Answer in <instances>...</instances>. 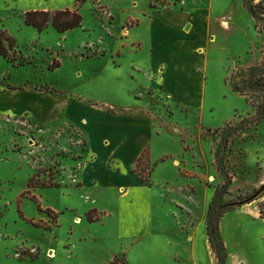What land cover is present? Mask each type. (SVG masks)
Returning a JSON list of instances; mask_svg holds the SVG:
<instances>
[{
	"label": "rangeland",
	"instance_id": "1",
	"mask_svg": "<svg viewBox=\"0 0 264 264\" xmlns=\"http://www.w3.org/2000/svg\"><path fill=\"white\" fill-rule=\"evenodd\" d=\"M248 3L254 15L243 0H0L23 63L0 57V264H102L138 183L150 264H221L219 192L224 264H264V0ZM68 9L83 21L66 33L24 21ZM164 22L181 58L153 68Z\"/></svg>",
	"mask_w": 264,
	"mask_h": 264
},
{
	"label": "crops",
	"instance_id": "2",
	"mask_svg": "<svg viewBox=\"0 0 264 264\" xmlns=\"http://www.w3.org/2000/svg\"><path fill=\"white\" fill-rule=\"evenodd\" d=\"M168 11L155 12L160 14L161 12L167 13ZM165 23L166 22L158 23V25L155 27V29H157L158 35L154 40L156 42L151 51V62L153 68L161 64H165L167 66L168 64L173 65L176 62L179 64V59L181 58L180 53L178 52L180 50V46L174 40L169 44H164L162 42V40L167 36L173 35L171 27ZM150 187L151 186L142 185L139 183L133 184L129 187H125V190L121 193V208L119 209V214H121V222L118 223L116 228V231L119 234V239L116 242L117 248L116 246L115 250L112 248V252L107 257L106 261L101 259L102 264H109V262L111 264L116 258H120V255L127 259L128 264L153 263V260L150 257L143 255L144 253L148 252L144 250L143 244L139 242L144 239L146 228H151L152 226V222H147L148 219L150 220L148 216L150 200L145 198V196L149 194ZM135 196H137V198L134 199ZM133 220L137 222H133ZM183 229L186 232V229ZM123 238L132 240L133 244L137 247L134 248V253L137 256L136 258L130 257L128 252L123 249ZM181 248L182 247L179 244H176L174 247V258H178V263L180 262L181 258L182 260L184 258V253ZM108 250L110 251V249Z\"/></svg>",
	"mask_w": 264,
	"mask_h": 264
},
{
	"label": "trees",
	"instance_id": "3",
	"mask_svg": "<svg viewBox=\"0 0 264 264\" xmlns=\"http://www.w3.org/2000/svg\"><path fill=\"white\" fill-rule=\"evenodd\" d=\"M244 6L253 13V7L248 3V0H243ZM26 26L36 28L40 33L46 31L50 26L58 31L59 33H66L71 30H75L82 25V15L78 10H63L57 12H45V11H34L25 14L24 18ZM17 41L15 38L8 36L5 32H0V57L12 63L13 65H23L21 61L18 60L16 54ZM13 52V53H11ZM58 63V62H56ZM60 64L54 65V68H59ZM256 71V70H255ZM261 72V70H259ZM219 171L225 175V169L219 167ZM227 178V177H226ZM230 181L228 180L227 184ZM222 194L219 192L216 194L213 203L210 206L209 215L207 218V231L208 240L210 246L217 257L221 260V264H224L226 260V246L220 234L219 218L214 219V214L217 210L218 199ZM245 204H249L247 200ZM253 202V200H252ZM261 217L264 219V213L262 206L260 207ZM89 220L94 219L89 216ZM123 262L120 258H116L111 264H120Z\"/></svg>",
	"mask_w": 264,
	"mask_h": 264
},
{
	"label": "bare ground",
	"instance_id": "4",
	"mask_svg": "<svg viewBox=\"0 0 264 264\" xmlns=\"http://www.w3.org/2000/svg\"><path fill=\"white\" fill-rule=\"evenodd\" d=\"M79 220V219H78ZM77 224H81V220L77 221Z\"/></svg>",
	"mask_w": 264,
	"mask_h": 264
}]
</instances>
